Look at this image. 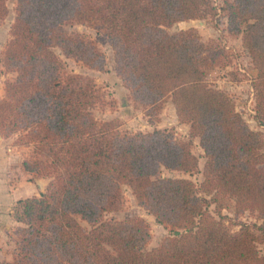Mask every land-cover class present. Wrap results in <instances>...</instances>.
Listing matches in <instances>:
<instances>
[{"label": "trees", "instance_id": "obj_1", "mask_svg": "<svg viewBox=\"0 0 264 264\" xmlns=\"http://www.w3.org/2000/svg\"><path fill=\"white\" fill-rule=\"evenodd\" d=\"M0 0V21L8 13ZM3 53L14 75L0 99V137L30 150L15 174L46 178L45 193L19 200L14 250L0 264H264V139L236 110L232 97L206 81L225 51L175 24L225 13L251 59L256 121L264 124V0H17ZM101 33L136 108L154 126L124 133L94 111L106 95L89 78L65 71L55 49L105 71L94 40ZM221 63V64H220ZM171 101L187 141L157 122ZM199 139L201 170L193 145ZM162 170L202 174L196 184ZM169 231L153 248L147 222L108 218L123 205V187ZM235 211L234 231L223 215ZM215 208V213L211 212ZM249 213L256 220L241 221Z\"/></svg>", "mask_w": 264, "mask_h": 264}, {"label": "rangeland", "instance_id": "obj_2", "mask_svg": "<svg viewBox=\"0 0 264 264\" xmlns=\"http://www.w3.org/2000/svg\"><path fill=\"white\" fill-rule=\"evenodd\" d=\"M16 1L17 0L7 1L8 13L5 18L0 21V88L3 89V92H5L6 81L14 77L12 73L6 70L3 64V53L10 40L11 27L16 17ZM222 2L223 0H214V3L218 6L222 5ZM219 17L220 18L218 19L206 18L181 22L170 27L168 32L177 33L182 30H195L200 34L205 43L221 48L225 51L226 59L222 61L224 65H220L211 70L206 77V81L213 86V88L230 95L235 104L236 110L242 114L249 127L254 131L261 132L264 139V124H259L255 119L256 96L255 91L251 86V59L243 47L241 37L233 36L228 32L226 14L220 13ZM67 29L69 31L79 32L87 38L94 40L106 56L105 71H97L86 67L82 62H78L73 58H66L58 48L54 50L63 61L67 73L72 75H82L89 78L100 88L101 92L106 95L107 103L99 106L94 111L95 117L99 121L115 122L119 126V129L124 133L133 134L152 131L154 126L148 122L143 110L136 108L129 98V91L124 87L123 81L116 71L114 52L104 35L96 32L94 29L81 25L68 27ZM5 40L6 44H4ZM3 92H1V97ZM156 126L160 129L174 130L177 138L180 140L187 141L188 139L189 126L180 124L177 110L171 101L163 107L159 122H157ZM13 143L14 140L10 139L8 141V146L13 147ZM193 152L199 157L200 168L202 170L205 159L202 157L203 151L200 147L199 139H196L194 142ZM7 176L10 177L11 182L16 185L23 175L15 174L11 168L7 172ZM24 176H27L26 179L31 180L29 175L24 174ZM162 176L186 178L192 180L196 184L202 183L204 179L202 174L184 175L167 170H162ZM123 199V205L118 211L108 215V218H115L119 221L135 218L145 220L151 231V240L148 245L149 248L156 247L163 238L168 236L169 231L162 225L158 224L154 216L138 204L131 189L127 186L123 187ZM226 204V209H224L222 213L228 217L226 224H228V226L234 231H237L239 227L233 226L236 215L232 203L227 202ZM15 205L8 208L6 215L2 216L0 219V253L5 251L12 253L14 250L13 233L18 226L13 216ZM210 210L212 213H215L214 207H211ZM240 220L246 223H252L255 222L256 218L254 215L246 213ZM8 228L14 229L12 232L8 231L7 233L6 230H8ZM5 255L6 254H0V260H5ZM11 258L12 257L8 259L11 260Z\"/></svg>", "mask_w": 264, "mask_h": 264}, {"label": "crops", "instance_id": "obj_3", "mask_svg": "<svg viewBox=\"0 0 264 264\" xmlns=\"http://www.w3.org/2000/svg\"><path fill=\"white\" fill-rule=\"evenodd\" d=\"M4 44H6V40ZM1 92H3L2 88H0V98L4 96L3 92L1 97ZM8 141L0 137V219L6 215L7 209L13 207L19 200L32 196H40L45 193L50 183V180L46 178H39L32 181L26 179L27 176L23 175L16 185L13 184L10 177L7 176V172L13 166L19 165L24 157L29 155L30 150L24 147L8 146ZM16 224H18L17 221ZM13 229L8 228L6 232H12ZM0 254H6L5 260L10 261L8 259L11 257L9 251Z\"/></svg>", "mask_w": 264, "mask_h": 264}]
</instances>
